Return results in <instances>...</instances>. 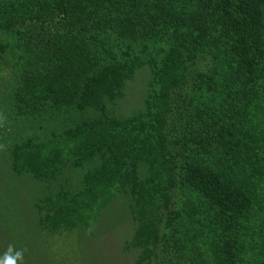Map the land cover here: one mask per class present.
I'll return each mask as SVG.
<instances>
[{
	"label": "trees",
	"instance_id": "16d2710c",
	"mask_svg": "<svg viewBox=\"0 0 264 264\" xmlns=\"http://www.w3.org/2000/svg\"><path fill=\"white\" fill-rule=\"evenodd\" d=\"M18 24L43 37L27 47L18 102L93 111L11 151L15 171L40 179L71 156L83 168L80 187L41 201L40 224L85 228L121 192L133 264H264V218L246 216L264 187V0H0V37ZM144 64V112L109 115Z\"/></svg>",
	"mask_w": 264,
	"mask_h": 264
},
{
	"label": "rangeland",
	"instance_id": "374dc122",
	"mask_svg": "<svg viewBox=\"0 0 264 264\" xmlns=\"http://www.w3.org/2000/svg\"><path fill=\"white\" fill-rule=\"evenodd\" d=\"M50 27L52 32L63 30L56 22ZM7 35L3 39L2 35L0 37L9 43L0 47V257L12 245L15 249H26L24 264H133L139 250L125 247L136 227L128 195L115 192L111 201L85 228L52 231L40 224L45 212L41 201L52 193L74 191L80 187L83 168L72 166L71 156L52 178L40 179L28 170L15 171L11 151L27 138L43 140L51 133L58 134L74 125L77 119L93 116V111L43 106L33 109L19 103L17 91L22 84L23 58L26 50L30 46L37 47L35 43L43 37L34 29L25 30V26L19 24L8 29ZM39 45L44 46L45 41ZM108 45L106 43L105 47ZM104 53L101 51V56ZM210 63L208 60L202 62L201 69L209 68ZM150 76L148 64L137 67L127 79L123 94L107 104L108 114L125 117L144 112L150 92ZM184 156H177L176 164L181 165ZM260 172L255 171L256 177L262 175ZM176 178L184 180L183 175H176ZM258 189L262 192V199L255 197L252 210L246 216L253 221L259 219L261 225L264 187L258 186ZM183 212L189 215L188 210L183 209ZM153 257L148 264H158L156 254Z\"/></svg>",
	"mask_w": 264,
	"mask_h": 264
},
{
	"label": "clouds",
	"instance_id": "9594fccd",
	"mask_svg": "<svg viewBox=\"0 0 264 264\" xmlns=\"http://www.w3.org/2000/svg\"><path fill=\"white\" fill-rule=\"evenodd\" d=\"M26 249H15L9 245L2 257L0 264H24V252Z\"/></svg>",
	"mask_w": 264,
	"mask_h": 264
}]
</instances>
